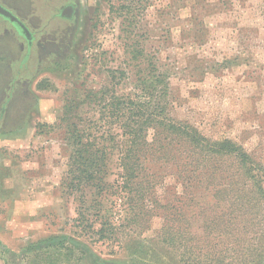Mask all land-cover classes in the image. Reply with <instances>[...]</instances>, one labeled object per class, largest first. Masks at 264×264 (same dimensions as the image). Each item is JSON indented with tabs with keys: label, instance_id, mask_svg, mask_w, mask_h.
<instances>
[{
	"label": "rangeland",
	"instance_id": "374dc122",
	"mask_svg": "<svg viewBox=\"0 0 264 264\" xmlns=\"http://www.w3.org/2000/svg\"><path fill=\"white\" fill-rule=\"evenodd\" d=\"M0 2L41 43L22 64L27 44L0 18V264H264V220L252 226L202 188H184L162 162L126 228L116 200L115 239L78 227L60 125L71 100L133 94L153 64L169 75L176 121L235 141L264 170V0ZM68 3L75 19L56 18Z\"/></svg>",
	"mask_w": 264,
	"mask_h": 264
},
{
	"label": "trees",
	"instance_id": "16d2710c",
	"mask_svg": "<svg viewBox=\"0 0 264 264\" xmlns=\"http://www.w3.org/2000/svg\"><path fill=\"white\" fill-rule=\"evenodd\" d=\"M119 10L130 13L132 6L121 4ZM149 70L138 76L133 94L89 92L84 100H71L64 107L60 125L69 156L63 185L78 201V227L101 241L115 239L118 228L110 211L118 199L128 214L120 228L140 218L137 209L142 210L146 192L160 178L149 173L153 161L172 166L184 188H202L218 199V204H228L238 218L247 216L243 220L252 226L264 220L262 166L235 141L209 138L176 121L169 75L153 64ZM82 105L88 106V116L76 113ZM114 175L117 181L110 182ZM142 178L145 185L139 181ZM107 202L110 208L105 211ZM97 223L100 227L95 230Z\"/></svg>",
	"mask_w": 264,
	"mask_h": 264
},
{
	"label": "flooded vegetation",
	"instance_id": "af4514ba",
	"mask_svg": "<svg viewBox=\"0 0 264 264\" xmlns=\"http://www.w3.org/2000/svg\"><path fill=\"white\" fill-rule=\"evenodd\" d=\"M0 4L3 6V4L0 2ZM6 8V7H5ZM77 6H76V4H74V3H68V4H66L62 9H60L59 11H58V13L55 15V17L56 18H60V19H62V20H67V21H73L74 19H75V16H76V12H77ZM11 11V10H10ZM12 13H13V11H11ZM14 14V13H13ZM19 19H20V21L26 26V28L29 30V32H30V34H31V36H30V38H28L27 36H25V35H22V34H20L18 31V33H19V35L25 40V42H26V44H27V52H26V55H25V58H24V60H23V62H22V64H25L26 62H27V60H29V58H30V54H31V52H32V50H33V47H34V45L35 46H40L41 45V43H40V41L39 40H37V35H36V33L35 32H32V30L30 29V27L28 26V24H26L25 22H24V20L21 18V17H19V16H17ZM1 18V17H0ZM3 19V18H2ZM4 20V19H3ZM6 21V20H5ZM6 22H8V21H6ZM9 24H11L10 22H8ZM14 28H15V26L13 25V24H11ZM16 29V28H15Z\"/></svg>",
	"mask_w": 264,
	"mask_h": 264
},
{
	"label": "water",
	"instance_id": "95a60500",
	"mask_svg": "<svg viewBox=\"0 0 264 264\" xmlns=\"http://www.w3.org/2000/svg\"><path fill=\"white\" fill-rule=\"evenodd\" d=\"M0 17L4 20H7L11 24H13L16 30L22 34L30 38L31 34L26 26L20 21V19L13 14L9 9L5 8L0 4Z\"/></svg>",
	"mask_w": 264,
	"mask_h": 264
}]
</instances>
